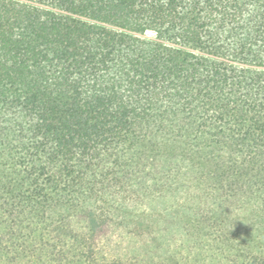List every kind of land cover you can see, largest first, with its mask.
Returning a JSON list of instances; mask_svg holds the SVG:
<instances>
[{
	"label": "trees",
	"instance_id": "obj_1",
	"mask_svg": "<svg viewBox=\"0 0 264 264\" xmlns=\"http://www.w3.org/2000/svg\"><path fill=\"white\" fill-rule=\"evenodd\" d=\"M0 264H264V0H0Z\"/></svg>",
	"mask_w": 264,
	"mask_h": 264
},
{
	"label": "rangeland",
	"instance_id": "obj_2",
	"mask_svg": "<svg viewBox=\"0 0 264 264\" xmlns=\"http://www.w3.org/2000/svg\"><path fill=\"white\" fill-rule=\"evenodd\" d=\"M232 244H234V245H237V246H240L239 244V242H238V240L236 239V238H234L232 241Z\"/></svg>",
	"mask_w": 264,
	"mask_h": 264
}]
</instances>
